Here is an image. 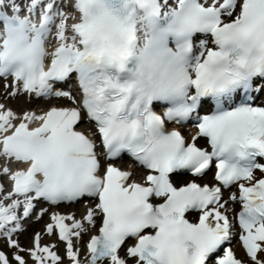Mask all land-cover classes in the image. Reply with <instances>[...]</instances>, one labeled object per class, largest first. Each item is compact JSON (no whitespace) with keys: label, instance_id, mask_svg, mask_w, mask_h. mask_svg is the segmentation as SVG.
<instances>
[{"label":"snow or ice","instance_id":"snow-or-ice-1","mask_svg":"<svg viewBox=\"0 0 264 264\" xmlns=\"http://www.w3.org/2000/svg\"><path fill=\"white\" fill-rule=\"evenodd\" d=\"M73 74L79 97L54 89ZM0 79L11 96L76 105L17 116L0 104V177L10 181H0V238L17 250H0V264H63L54 243L41 244L54 234L70 264H264V0H0ZM190 119L191 143L167 128ZM123 152L148 170L143 183L111 163L101 173V156ZM213 160L217 184L170 178L200 177ZM41 199L85 203L80 219L52 213L22 248L11 237ZM237 236L247 259L231 247Z\"/></svg>","mask_w":264,"mask_h":264},{"label":"bare ground","instance_id":"bare-ground-1","mask_svg":"<svg viewBox=\"0 0 264 264\" xmlns=\"http://www.w3.org/2000/svg\"><path fill=\"white\" fill-rule=\"evenodd\" d=\"M3 87H4L3 84L0 82V94L3 93L2 92ZM11 97H12V99L15 98L14 96H11ZM45 98L46 97H44V99H35V98L28 99V98H26V97L24 98V96H22L21 103H25V105H31V103L33 101L38 102L37 103V106H36V110L39 113H43L44 111H47V106L50 104L49 101H48V99H45ZM65 98L66 97H58V100L59 101L65 100ZM14 102H19V100L14 99ZM55 103H57V102H55ZM0 104H2V101H0ZM30 107H26V109H29ZM6 108H8V107H6ZM90 129H91V127L88 130L90 131ZM183 130L184 131H188V137H191V134L193 132L192 130H189L187 128H183ZM2 161L3 160H0V165H3L4 164ZM9 166L12 168V170H14L17 167V164L16 163H11V164H9ZM125 167H126V169H131L132 170L131 173H132V176H133L134 171H135V168H133L130 165H125ZM214 172H215V167H214L212 173H214ZM212 173L210 171H207L206 173H204L202 176H200L201 181H203V182L207 181L210 177H212ZM257 174L259 175V174H262V173L261 172H258ZM191 177H192V175L188 174V175L184 176V179L182 178L181 180H186V179L191 178ZM170 178L172 180H174L175 182H178L177 181L178 178L174 174H170ZM0 181H2L6 186H9L6 176L0 177ZM229 191L230 192H235V189L233 187H231L230 189L226 190V198H227V193ZM83 206L84 205H79L78 204V206H77V213H76L77 215H81L82 214V212H83ZM228 207L231 208V209H233V211H234L236 208H238V203H230L228 205ZM70 209H74V208H70ZM61 210L62 211H67L69 209H62V208H56L55 207V209L49 211L48 214L46 215V217L44 219H41L38 222L39 224L37 226H38V228H40L39 229V232H42V230L44 229V224H45L44 222H48V221L50 222V216H51V214L54 213V212H60ZM232 214L233 213H229L230 216ZM89 227H92V226H89ZM18 237H19V232L13 234V236L11 238L18 241ZM82 238L80 240H76L74 238V245H75V247L81 249V255L83 256L84 252L86 251V243H87V241H86V239H82ZM5 239H7V238L5 237ZM33 239H34L33 237L30 239V242L28 243V248H25V249H29V248H32L33 247ZM53 243L55 244L54 250L60 256L65 257L64 258V261H63V264H70V261L65 256V250H66L65 249V243L60 242L58 240V235H55V234L54 235H42V239H41V244L42 245H49V244H53ZM232 245H233L234 249L237 251V253L239 255H241L242 257H244V258L247 259L246 255L243 253L242 249L240 248L239 242H238L237 239H233L232 240ZM21 247L24 248L23 246H21ZM21 254L22 255H25L26 259L28 258L27 257V253H21ZM13 264H15V261H13ZM28 264H32V261L30 259L28 260Z\"/></svg>","mask_w":264,"mask_h":264},{"label":"rangeland","instance_id":"rangeland-1","mask_svg":"<svg viewBox=\"0 0 264 264\" xmlns=\"http://www.w3.org/2000/svg\"><path fill=\"white\" fill-rule=\"evenodd\" d=\"M6 95H7V92L4 94V95H0L1 97L0 98H2V99H5V98H7L6 97ZM15 98H13V101H14V99H17V100H19V101H21V98H22V96H18V97H16V96H14ZM12 101V100H11ZM7 103V102H6ZM42 103V102H41ZM11 104L13 105V106H15L17 109H18V111H23V109H25L26 107H28L29 105H25V103H18V104H16V103H12L11 102ZM31 106V105H30ZM29 106V107H30ZM79 125H81V126H85V125H87L85 122H82V123H80ZM39 223H33L32 224V226L30 227V228H27L26 230H24V231H22L21 233H19L20 234V238H19V244L21 245V246H23L24 248H28V243L30 242V237H31V234H32V230H34V229H36V228H38V225ZM41 224V223H40ZM83 239V238H82ZM2 243H4V244H2ZM0 248L1 249H3V250H5L6 251V253H7V255L9 256V258L11 259V257H12V255H13V253L16 251V249L15 248H12L9 244H8V242H7V240H5V241H3V242H0Z\"/></svg>","mask_w":264,"mask_h":264}]
</instances>
